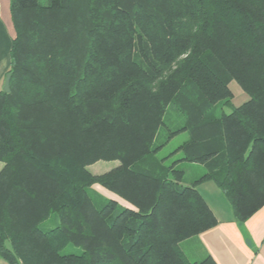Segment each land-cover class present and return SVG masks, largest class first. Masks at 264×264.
Masks as SVG:
<instances>
[{
    "label": "trees",
    "instance_id": "obj_1",
    "mask_svg": "<svg viewBox=\"0 0 264 264\" xmlns=\"http://www.w3.org/2000/svg\"><path fill=\"white\" fill-rule=\"evenodd\" d=\"M10 15L0 258L214 264L180 247L217 225L198 186L212 182L237 222L264 205V0H10ZM232 83L247 96L237 107ZM97 161L118 165L92 175ZM181 163L200 176L186 182Z\"/></svg>",
    "mask_w": 264,
    "mask_h": 264
},
{
    "label": "crops",
    "instance_id": "obj_2",
    "mask_svg": "<svg viewBox=\"0 0 264 264\" xmlns=\"http://www.w3.org/2000/svg\"><path fill=\"white\" fill-rule=\"evenodd\" d=\"M14 35L10 0H0V91L9 68ZM185 166L190 175L201 171L196 165ZM197 189L217 225L181 243L187 257L195 262L209 257L214 264H264V205L246 221L237 222L229 203L212 182L201 183ZM110 197L115 200V196ZM0 264L7 262L0 258Z\"/></svg>",
    "mask_w": 264,
    "mask_h": 264
},
{
    "label": "rangeland",
    "instance_id": "obj_3",
    "mask_svg": "<svg viewBox=\"0 0 264 264\" xmlns=\"http://www.w3.org/2000/svg\"><path fill=\"white\" fill-rule=\"evenodd\" d=\"M230 89H231V91L233 93V99H232L233 106H235V107L240 106L242 103H244L247 100V96L238 88V86L236 84L232 83L230 85ZM224 111L225 112H229V110L227 108H225ZM167 121H174V122L177 121L176 120V114L173 111H169L168 112ZM167 134H168V131L166 129H161L160 132H159V135L157 137L156 144H160L163 141H165L166 137H167ZM186 139H187V135L185 133L178 134V135L174 136L173 138H171L167 142V144L165 146H163L161 148V150L157 154V157L160 158V157H164V156L168 155L171 151H173L177 146H179L181 143H183ZM177 158H178V155H172L171 157H169L167 162L171 161V160H174V159H177ZM3 165L4 164L2 162H0V170L2 169ZM117 165H118V163L115 162V161H113V162L112 161L111 162L97 161V162H95L92 165H88L86 167V169L92 175H100V174H103V173L111 170L112 168L116 167ZM185 165H187V164L180 165V168H183V169L187 170L186 182H189V180H192L195 177L197 178V177L200 176L201 171L199 173H195L194 175H190L189 171H188V169L186 168ZM91 189L100 197V199H102V200H112L110 195H113V194H111L106 189H104V188H102V187H100L98 185H93L91 187ZM115 200L118 201L117 203H118L119 206H121V207L127 206V207L130 208V206L128 204L124 203L123 201H121L117 197H115ZM55 222H56V220H55V217L53 216V217L49 218L47 221H45L44 223H42L41 226L43 228H45V229H50V228L54 227ZM180 247H181V244H180ZM181 249L183 250L184 248L182 247ZM183 252H184V250H183ZM64 253H74L75 254V253H80V250L76 249V248H72V247H67L65 249ZM201 261H198V262H201ZM191 262H195V261H191Z\"/></svg>",
    "mask_w": 264,
    "mask_h": 264
},
{
    "label": "water",
    "instance_id": "obj_4",
    "mask_svg": "<svg viewBox=\"0 0 264 264\" xmlns=\"http://www.w3.org/2000/svg\"><path fill=\"white\" fill-rule=\"evenodd\" d=\"M10 74H7L2 86L1 91L5 94H8L10 92V88H9V81H10Z\"/></svg>",
    "mask_w": 264,
    "mask_h": 264
}]
</instances>
